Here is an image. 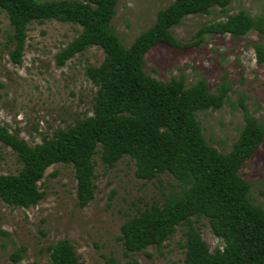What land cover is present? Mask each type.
<instances>
[{
	"label": "trees",
	"instance_id": "1",
	"mask_svg": "<svg viewBox=\"0 0 264 264\" xmlns=\"http://www.w3.org/2000/svg\"><path fill=\"white\" fill-rule=\"evenodd\" d=\"M232 0H173L157 11L153 23L128 47L112 32L116 0H0L7 19L12 49L9 58L19 64L28 24L58 21L79 27L77 35L54 56L57 67L89 47H98L103 59L86 66L85 78L95 87L92 115L73 126L56 130L51 138L29 146L0 126V143L15 153L20 169L0 175V201L28 208L44 196L38 182L54 164L68 165L76 183L75 204L85 207L93 198V156L104 168H113L123 157L134 164L136 179L150 181L168 175L175 191L126 219L117 240L125 252L159 249L176 230H181V264H264V210L248 196L250 184L238 174L263 139V128L241 105L243 126L226 153L209 146L195 114L217 110L229 91L226 80L209 92L203 78L186 86L182 78L157 81L144 74L143 56L156 45L180 48L171 28L190 15H206L212 8L226 13ZM264 32L262 16L240 10L225 20L203 25L194 35L232 39ZM257 65L264 64V46L251 44ZM111 198V197H109ZM207 222L220 248L209 251L196 224ZM23 248L13 251L12 263ZM50 264H82L66 240L46 247ZM108 264H112L109 262Z\"/></svg>",
	"mask_w": 264,
	"mask_h": 264
},
{
	"label": "rangeland",
	"instance_id": "2",
	"mask_svg": "<svg viewBox=\"0 0 264 264\" xmlns=\"http://www.w3.org/2000/svg\"><path fill=\"white\" fill-rule=\"evenodd\" d=\"M172 1L116 0L112 32L123 47H128L153 23L157 11ZM240 10L264 19V0H232L226 13L212 8L206 15L187 16L171 28L182 47L160 44L143 56L144 74L160 82L182 78L189 86L203 78L213 93L227 81L229 91L221 107L195 114L204 140L221 153L230 150L243 126L241 105L264 132V64H256L251 47L254 42L264 46V32L259 36L251 31L238 39L211 34L201 41L194 35L203 25L223 21ZM78 31L77 26L54 20L28 24L20 63L13 64L9 58L12 45L7 39L11 30L0 13V126L29 146L92 115L96 89L85 78L84 69L97 66L103 59L102 51L89 47L61 67L54 62L55 54ZM93 162V198L83 208L75 204L73 170L64 164L45 170L38 182L44 196L36 205L20 208L0 201V264H50L46 247L63 239L82 264H181L179 228L159 249L148 247L140 253L125 252L117 240L126 219L152 203L160 204L165 195L175 191L172 178L163 174L150 181L138 180L133 175L134 164L126 156L110 169L104 168L96 155ZM19 169L15 153L0 143V175L16 174ZM238 174L250 184V201L264 210V134ZM196 226L209 251L220 248L206 220L200 219ZM19 248H23L21 259L12 263L9 256Z\"/></svg>",
	"mask_w": 264,
	"mask_h": 264
}]
</instances>
